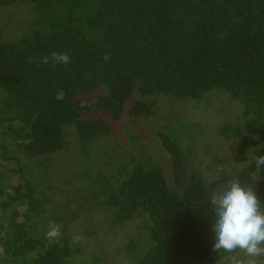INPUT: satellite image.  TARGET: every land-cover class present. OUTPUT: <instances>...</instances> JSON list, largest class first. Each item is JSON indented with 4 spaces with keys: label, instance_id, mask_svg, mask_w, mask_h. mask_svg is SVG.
<instances>
[{
    "label": "trees",
    "instance_id": "1",
    "mask_svg": "<svg viewBox=\"0 0 264 264\" xmlns=\"http://www.w3.org/2000/svg\"><path fill=\"white\" fill-rule=\"evenodd\" d=\"M16 3L29 6L31 30L7 43L0 31V264L78 256L85 247L71 244L68 227L88 217L92 199L113 226L148 220L151 245L133 264H216L206 194L217 185L189 164L192 149L153 131L171 162L169 183L144 138L127 127L123 143L111 122L152 117L156 95L200 100L225 91L241 116L218 135L244 163L264 155V0H0ZM53 51L71 62L43 63ZM74 144L82 168L92 169L73 178L67 170L43 186L30 178L37 169L43 181L54 154ZM10 161L15 167H3ZM245 169L242 181L254 162ZM253 188L264 202V169ZM50 211L60 216L56 238L38 224ZM90 229L82 231L91 237Z\"/></svg>",
    "mask_w": 264,
    "mask_h": 264
},
{
    "label": "rangeland",
    "instance_id": "2",
    "mask_svg": "<svg viewBox=\"0 0 264 264\" xmlns=\"http://www.w3.org/2000/svg\"><path fill=\"white\" fill-rule=\"evenodd\" d=\"M26 6L21 3L11 6H0L2 42H12L31 30L28 26L31 20V13L29 12V6ZM153 100H155L157 105L152 117L148 119L133 118L123 114L124 116L122 115L123 117L118 122L111 123L115 127L114 136L122 139L123 143L128 140L129 134H125L129 130L127 127H131L133 129L132 132L144 138L148 144L152 159L162 166L169 183H171L170 177L172 173L171 162L158 146V139L153 133V131L155 132L158 129L177 139L186 154L192 149L193 154H191V157L193 159L190 160L189 164L192 167H199L204 177L214 178L216 185L222 182L225 176L221 175L219 171L220 165L214 160L213 155H218L219 157H217L224 162L225 166L233 163H244L230 143L223 140L217 133L222 124L227 122L236 123L241 116L240 111H238V108L242 107L241 104L233 101L225 91H210L200 100L188 98L177 100L162 95H156ZM131 102H127L126 105ZM100 116L108 118L105 114ZM190 122H193L192 127L183 128ZM127 148L129 147L127 146ZM77 153L75 144L73 147H69L68 151L55 153L52 160V173L49 174L48 171L47 174L43 175L44 179L42 181L41 172L36 169L37 171L35 170L30 178L39 183L40 186H43L44 184H50L56 175H62L67 170L68 177L73 178V174L78 172V168L84 171L87 168L92 169V165L87 164H84V168H82ZM35 162H38L37 158L30 160L31 165ZM15 164L14 161H10L9 163H3V167H15ZM231 170L239 172L238 177H242L246 169L241 170V168L233 167ZM18 178L19 175H15L11 182L17 183L19 181ZM48 178H50L49 181H47ZM36 189L38 193H42L43 187H37ZM55 201L58 202L57 198ZM89 204L91 211L87 213L88 217L85 216L74 222L73 226L69 225L70 228L68 227V233L73 238L71 239V244L73 243L74 246L83 245L85 249H82L78 256L70 258L66 264H89L95 257L103 260L100 264H133V260L142 256L150 247L151 242L147 228L148 220L146 218L144 221L135 218L124 224V226H113L109 217L98 211L100 207L97 206V202L92 199ZM59 219L60 216H56L50 211L43 218H38L39 228L41 231L47 229L51 221L59 224ZM90 227L95 230L92 231L93 234L89 235L91 237H88L82 229L90 231ZM130 241H134L136 244L132 248L128 247ZM103 254L105 259L102 257Z\"/></svg>",
    "mask_w": 264,
    "mask_h": 264
},
{
    "label": "clouds",
    "instance_id": "3",
    "mask_svg": "<svg viewBox=\"0 0 264 264\" xmlns=\"http://www.w3.org/2000/svg\"><path fill=\"white\" fill-rule=\"evenodd\" d=\"M110 58L107 53L103 56L106 62ZM49 60L53 66L71 62L67 53L56 51L43 57V63L47 64ZM258 150L249 149L248 152ZM253 162L255 170L247 174L249 179L242 181L238 178L239 172L231 170L233 167L242 170ZM251 163L221 165L219 171H227L226 178L206 194V202L211 208V251L217 257L216 264H264L260 259L264 257V202L253 188V184L261 179L264 155H253ZM207 183L212 186L216 181L209 178ZM60 229L61 225L51 221L45 235L56 238Z\"/></svg>",
    "mask_w": 264,
    "mask_h": 264
}]
</instances>
